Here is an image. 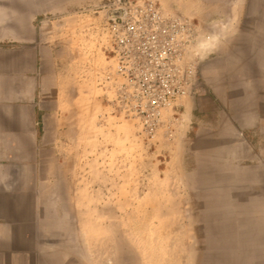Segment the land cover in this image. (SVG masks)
I'll use <instances>...</instances> for the list:
<instances>
[{
	"label": "rangeland",
	"instance_id": "374dc122",
	"mask_svg": "<svg viewBox=\"0 0 264 264\" xmlns=\"http://www.w3.org/2000/svg\"><path fill=\"white\" fill-rule=\"evenodd\" d=\"M155 1L201 20L184 0ZM116 2L0 0V38L42 49L50 264H264V137L247 141L240 122L199 130L193 98L154 136L118 116L105 33ZM201 21L204 62L233 24Z\"/></svg>",
	"mask_w": 264,
	"mask_h": 264
},
{
	"label": "crops",
	"instance_id": "0c3cea01",
	"mask_svg": "<svg viewBox=\"0 0 264 264\" xmlns=\"http://www.w3.org/2000/svg\"><path fill=\"white\" fill-rule=\"evenodd\" d=\"M181 3L201 20L218 16L233 24L229 48L202 63L204 91L192 101L198 129L223 127L227 134L240 122L247 141L264 137V0ZM27 41L0 38V264L51 261L44 222L45 73L40 45Z\"/></svg>",
	"mask_w": 264,
	"mask_h": 264
},
{
	"label": "built area",
	"instance_id": "2783aa9c",
	"mask_svg": "<svg viewBox=\"0 0 264 264\" xmlns=\"http://www.w3.org/2000/svg\"><path fill=\"white\" fill-rule=\"evenodd\" d=\"M105 33L114 66L112 103L144 134L154 136L166 119L181 118L186 101L203 93L204 39L212 35L201 20L155 0H118ZM165 132L173 135L171 128Z\"/></svg>",
	"mask_w": 264,
	"mask_h": 264
},
{
	"label": "bare ground",
	"instance_id": "6f19581e",
	"mask_svg": "<svg viewBox=\"0 0 264 264\" xmlns=\"http://www.w3.org/2000/svg\"><path fill=\"white\" fill-rule=\"evenodd\" d=\"M211 39H212V38H211ZM204 40H208V39L205 38ZM209 41H210V40H209Z\"/></svg>",
	"mask_w": 264,
	"mask_h": 264
}]
</instances>
